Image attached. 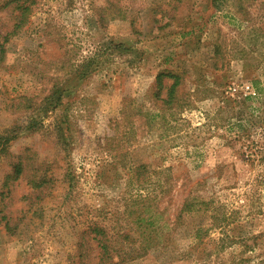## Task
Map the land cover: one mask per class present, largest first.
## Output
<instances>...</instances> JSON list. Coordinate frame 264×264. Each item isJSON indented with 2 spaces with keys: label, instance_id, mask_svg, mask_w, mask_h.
Wrapping results in <instances>:
<instances>
[{
  "label": "rangeland",
  "instance_id": "1",
  "mask_svg": "<svg viewBox=\"0 0 264 264\" xmlns=\"http://www.w3.org/2000/svg\"><path fill=\"white\" fill-rule=\"evenodd\" d=\"M24 6L17 30L0 0V264H103L94 228L156 230L121 264H264V0Z\"/></svg>",
  "mask_w": 264,
  "mask_h": 264
},
{
  "label": "trees",
  "instance_id": "2",
  "mask_svg": "<svg viewBox=\"0 0 264 264\" xmlns=\"http://www.w3.org/2000/svg\"><path fill=\"white\" fill-rule=\"evenodd\" d=\"M243 1L245 2L247 0H243ZM10 2H14L15 7L22 10L20 13L22 18L20 22H18L15 25V29L18 30L23 25L27 17L26 10L28 9V7L27 6L25 7L24 5L28 3L29 0H10ZM166 25L168 24L166 23L165 26ZM11 35L12 34H5L4 36L1 37L0 60L3 59L4 57V53H5L4 45L9 41V38ZM82 67L85 68L84 65H82ZM85 75H88V72ZM165 82H170V83H168V85L167 84L165 85ZM181 82H182V77L178 72H176V70H174L173 72L161 71L157 73V75L155 76V83H154L155 85H154V90H153L154 100L159 101L162 107H165V106L170 107L173 104V102L177 101L179 98ZM252 84H253V87H256L254 88V90L256 89L258 91L257 82L252 81ZM162 94H164V96H162ZM21 166H23V163L21 162V158L20 159L18 158V160L14 162L11 167L12 169L11 175H13L14 178L17 177L20 174V172H22ZM8 178H9V175L7 174V177L5 179L7 180ZM144 208H145L144 210L146 211L148 207H144ZM188 210L190 211V206L187 208V201H185L183 202V204H181V208L179 212L180 214H182L183 212L188 211ZM137 218L139 219L137 221H140L138 224H145V222L146 223L148 222L147 219L144 220L145 218H142L139 216ZM92 233L94 236L91 237V240L97 241L96 247L99 250L98 259H99V262L103 264H121L127 260H135L136 258L145 256L150 251V249L155 246V241L153 243L151 241L148 242V240H150L151 237L155 236L156 234V230H154L153 228L151 230H149L148 228L144 230L139 229V236H141L140 237L141 240L145 238H147V240H143V242H140V244L136 247L130 245L128 248H126V246L123 244L113 245V244H110V242L107 243L110 240L107 239L106 237L107 234L102 228H94L92 229ZM125 249H127V251H125Z\"/></svg>",
  "mask_w": 264,
  "mask_h": 264
}]
</instances>
